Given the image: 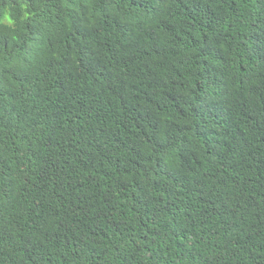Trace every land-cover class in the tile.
Instances as JSON below:
<instances>
[{
	"label": "trees",
	"instance_id": "16d2710c",
	"mask_svg": "<svg viewBox=\"0 0 264 264\" xmlns=\"http://www.w3.org/2000/svg\"><path fill=\"white\" fill-rule=\"evenodd\" d=\"M9 4L0 264H264V0Z\"/></svg>",
	"mask_w": 264,
	"mask_h": 264
},
{
	"label": "clouds",
	"instance_id": "9594fccd",
	"mask_svg": "<svg viewBox=\"0 0 264 264\" xmlns=\"http://www.w3.org/2000/svg\"><path fill=\"white\" fill-rule=\"evenodd\" d=\"M23 20H27L30 17V10L27 4L22 5ZM17 20L15 17L14 9L12 5L0 7V25L7 26L14 29L16 27Z\"/></svg>",
	"mask_w": 264,
	"mask_h": 264
}]
</instances>
